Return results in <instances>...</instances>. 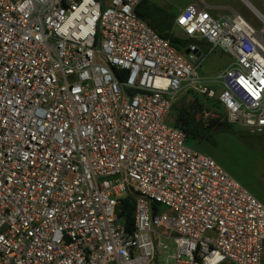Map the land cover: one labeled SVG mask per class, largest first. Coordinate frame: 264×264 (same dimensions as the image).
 Here are the masks:
<instances>
[{"label": "built area", "instance_id": "obj_1", "mask_svg": "<svg viewBox=\"0 0 264 264\" xmlns=\"http://www.w3.org/2000/svg\"><path fill=\"white\" fill-rule=\"evenodd\" d=\"M143 1L0 0V264H264V203L169 121L196 93L264 133V28L196 1L180 53Z\"/></svg>", "mask_w": 264, "mask_h": 264}, {"label": "rangeland", "instance_id": "obj_2", "mask_svg": "<svg viewBox=\"0 0 264 264\" xmlns=\"http://www.w3.org/2000/svg\"><path fill=\"white\" fill-rule=\"evenodd\" d=\"M193 1L199 2L200 0H148V3L150 8H162L173 18L177 17ZM205 1L227 5L238 12L256 30L260 31L264 28V19L260 16V14L264 16V0ZM224 13L234 14L232 10L224 11ZM175 21L174 19L171 33L185 39ZM230 63V55L218 48L208 55L198 72L201 77L211 79L222 73ZM209 86L214 88L218 95L220 94L222 90L220 85L210 82ZM217 103V99L208 100L200 94L184 93L174 104L169 121L175 124L179 111L182 109H187L192 114L196 112L197 118L206 121L211 118H227L226 112ZM198 104L203 105L202 111L199 107L193 108ZM188 145L215 159L234 179L264 203V133L251 134L243 126L234 124V132H218L214 137V142L202 144L189 142ZM162 210L167 209L162 208ZM167 242L174 248L173 241L167 240Z\"/></svg>", "mask_w": 264, "mask_h": 264}, {"label": "trees", "instance_id": "obj_3", "mask_svg": "<svg viewBox=\"0 0 264 264\" xmlns=\"http://www.w3.org/2000/svg\"><path fill=\"white\" fill-rule=\"evenodd\" d=\"M138 15L145 20L152 28L169 40L171 45L180 53H184L189 44L188 40L177 37L171 33L174 26V19L162 8H150L148 0H144L140 7L137 9ZM220 105L219 103H217ZM203 110V105H195L193 108ZM177 128L181 129L187 138V142H195L197 144L214 142L215 135L224 132H234V124L230 123L227 118L222 117L211 118L206 120L197 118L196 112L193 114L182 109L179 111L176 122L174 124ZM134 202L129 197L122 200L120 205L119 216L126 219V225L130 228L133 226L134 219Z\"/></svg>", "mask_w": 264, "mask_h": 264}, {"label": "crops", "instance_id": "obj_4", "mask_svg": "<svg viewBox=\"0 0 264 264\" xmlns=\"http://www.w3.org/2000/svg\"><path fill=\"white\" fill-rule=\"evenodd\" d=\"M194 2L195 1H193L192 3H194ZM192 3H190V4H192ZM207 4L209 5V7L211 9V14H212V12H214V14H212V15L215 16L216 18H224L226 16L232 15V13H224V11L232 10L233 13H238L234 9H232L231 7H229L227 5H217V4L208 3V2H207ZM260 16L264 19V16L263 15L260 14Z\"/></svg>", "mask_w": 264, "mask_h": 264}, {"label": "water", "instance_id": "obj_5", "mask_svg": "<svg viewBox=\"0 0 264 264\" xmlns=\"http://www.w3.org/2000/svg\"><path fill=\"white\" fill-rule=\"evenodd\" d=\"M187 54L189 53V51L186 52Z\"/></svg>", "mask_w": 264, "mask_h": 264}]
</instances>
